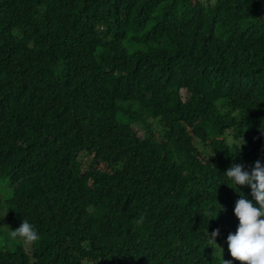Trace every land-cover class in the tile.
Here are the masks:
<instances>
[{
  "label": "trees",
  "instance_id": "1",
  "mask_svg": "<svg viewBox=\"0 0 264 264\" xmlns=\"http://www.w3.org/2000/svg\"><path fill=\"white\" fill-rule=\"evenodd\" d=\"M262 128L264 0H0V264H222Z\"/></svg>",
  "mask_w": 264,
  "mask_h": 264
},
{
  "label": "clouds",
  "instance_id": "2",
  "mask_svg": "<svg viewBox=\"0 0 264 264\" xmlns=\"http://www.w3.org/2000/svg\"><path fill=\"white\" fill-rule=\"evenodd\" d=\"M261 131H264V128ZM242 139L244 140L243 137ZM244 144L245 141L242 145H237L236 151L242 149ZM221 177L226 178L221 184H227L240 196L234 207L239 225L237 231L227 237L230 255L242 264H264V163L257 160L250 170L243 164L233 163ZM240 186L251 188L252 200L240 192ZM219 206L220 213L224 209L222 205ZM10 235L25 243L39 238L38 230L27 219H23L20 227L11 230ZM219 235V229L211 234L208 232V243L216 244V237ZM219 248L222 252V264H229L223 259V249Z\"/></svg>",
  "mask_w": 264,
  "mask_h": 264
},
{
  "label": "rangeland",
  "instance_id": "3",
  "mask_svg": "<svg viewBox=\"0 0 264 264\" xmlns=\"http://www.w3.org/2000/svg\"><path fill=\"white\" fill-rule=\"evenodd\" d=\"M154 124V130L156 133H159L160 128L158 127V125L153 122ZM136 130L139 133L138 135L140 137H144L145 136V130L140 127V126H136ZM229 141L233 144L236 145L237 142L234 141L232 139V137L228 138ZM199 147H201V145L198 144ZM203 151H205L204 148H202ZM80 161H82L83 164V168L86 169L87 167H89L90 161H91V157L88 156L86 153L81 154L79 157ZM9 179H4V178H0V200L1 202L4 201L6 199H9L12 194H13V188L10 186L9 183ZM0 218H1V223H0V249H4L6 248H11V249H15L19 244H21V240L17 239V238H13L10 233H11V227H10V217L8 216V210L6 208V205H4V208H1L0 210ZM24 247L26 248V250L28 252H32V242L30 243H25ZM219 247H221L223 249V259L226 260L228 257V254H230L229 250H228V243H223L221 244ZM216 248H218L216 246ZM219 252V256L222 259V252L220 250V248L218 249Z\"/></svg>",
  "mask_w": 264,
  "mask_h": 264
}]
</instances>
